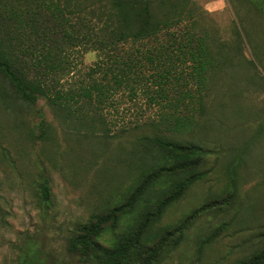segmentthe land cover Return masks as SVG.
<instances>
[{"label":"rangeland","instance_id":"374dc122","mask_svg":"<svg viewBox=\"0 0 264 264\" xmlns=\"http://www.w3.org/2000/svg\"><path fill=\"white\" fill-rule=\"evenodd\" d=\"M168 1L183 17L180 28L194 23L221 53L198 124L163 134L203 146L205 176L144 233L136 254L161 247L155 264H239L264 247V0ZM100 58L95 51L68 58L58 88L91 82ZM150 104L143 93L122 92L104 108L80 102L70 113L59 101H22L0 74V264L79 262L69 252L78 227L123 204L145 168L170 164L143 143L167 130ZM200 208L176 245L178 228ZM114 238L107 232L103 241Z\"/></svg>","mask_w":264,"mask_h":264},{"label":"trees","instance_id":"16d2710c","mask_svg":"<svg viewBox=\"0 0 264 264\" xmlns=\"http://www.w3.org/2000/svg\"><path fill=\"white\" fill-rule=\"evenodd\" d=\"M175 8L168 0H0V74L22 101H59L73 113L80 102L104 108L122 92L131 97L143 93L150 105L159 107L157 125L167 129L143 143H150L159 162L170 164L145 168L123 204L93 214L78 227L69 243V252L79 257L77 264H155L161 247L147 249V256L136 254L139 241L205 176L204 147L170 141L163 134L185 133L198 124L221 52H215L206 34L199 35L194 23L180 28L184 20ZM93 51L103 58L91 82L82 81L75 90L58 88L57 74L73 65L68 58ZM43 189L48 199V185ZM203 209L181 224L176 245ZM125 218L129 224L120 232ZM107 232L114 240L103 241ZM239 264H264V247Z\"/></svg>","mask_w":264,"mask_h":264}]
</instances>
